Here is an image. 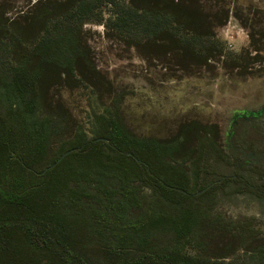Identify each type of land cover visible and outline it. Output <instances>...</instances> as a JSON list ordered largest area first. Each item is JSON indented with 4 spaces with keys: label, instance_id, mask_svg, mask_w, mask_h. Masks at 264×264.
I'll return each mask as SVG.
<instances>
[{
    "label": "trees",
    "instance_id": "1",
    "mask_svg": "<svg viewBox=\"0 0 264 264\" xmlns=\"http://www.w3.org/2000/svg\"><path fill=\"white\" fill-rule=\"evenodd\" d=\"M47 2L19 19L5 17L0 5V243L8 248V234H19L20 242L35 253L32 264H238L202 253L198 235L203 227L220 222L213 212L218 193L226 187L264 196V186L256 183L264 180L263 169L245 158L246 145L251 147L247 130L239 136L235 128L232 153L208 132L186 152L185 132L168 140L140 137L114 108L96 116L91 138L82 134L51 154L55 147L48 127L54 123L41 118L37 108L46 66L74 77L79 61L86 60L78 27L102 3L112 6L108 24L130 42L167 33L179 49L205 60L222 51V42L184 24L189 19L183 12L190 11L184 2L175 4L176 11L119 0ZM191 12L194 18L195 10ZM35 22L39 29L29 40L27 30ZM67 150L71 152L51 168ZM180 152L194 153L193 159L179 161ZM82 202L93 213L90 218L99 220L85 228L89 239L68 222L78 221L76 209ZM97 203L104 209L95 208ZM132 207L142 211L127 217ZM59 212L65 222L50 218L54 214L60 220ZM238 229L239 234L250 230L244 223ZM257 251L259 261L264 259V243Z\"/></svg>",
    "mask_w": 264,
    "mask_h": 264
},
{
    "label": "rangeland",
    "instance_id": "2",
    "mask_svg": "<svg viewBox=\"0 0 264 264\" xmlns=\"http://www.w3.org/2000/svg\"><path fill=\"white\" fill-rule=\"evenodd\" d=\"M47 1L55 0H0V5L5 17L19 19L28 10L44 7L46 4L42 3ZM119 1L139 8L173 11L175 4L184 2L190 9L183 12L189 19L184 24L195 33L215 34L222 42V51L213 52L205 60L203 55L196 57L192 51L179 49L167 33L155 39L130 42L125 34L108 24L112 6L102 3L94 17L78 27L79 39L88 56L79 61L76 75L72 77L62 69L46 66L39 83L38 115L54 123L48 127L55 147L51 154L67 148L70 141L82 134L91 138L97 126L96 116L114 108L127 128L140 137L168 140L183 131L188 136L183 148L188 152L195 149L196 138L208 132L216 144L232 153L236 148L234 131L238 116L256 112L264 101V0ZM51 5L54 4H48ZM39 25L35 22L27 30L29 40ZM253 142H246L251 147L246 145L249 151L245 158L262 168L264 175V149L256 141L253 146ZM70 152L65 151L58 160ZM193 156L191 152H180L176 158L181 161ZM189 165L188 159L186 166ZM256 183L264 186L263 179H257ZM216 198L213 214L220 216V222L203 227L198 235L202 244L199 249L208 257L227 262L264 264V259L259 261L257 251L264 243V196L248 188L234 192L229 186ZM83 204L76 209L80 211L78 221L68 218V222L76 224L89 239L92 235L85 228L99 220L90 218L93 213ZM97 205L95 208L104 209ZM141 211L132 207L127 217L137 216ZM59 215L60 220L54 214L50 218L65 222L61 212ZM243 223L250 230L239 234L238 224ZM106 235L111 236L108 232ZM7 237L10 245L7 248L6 242L0 243V261L34 263L35 253L20 242L19 234L10 233Z\"/></svg>",
    "mask_w": 264,
    "mask_h": 264
},
{
    "label": "flooded vegetation",
    "instance_id": "3",
    "mask_svg": "<svg viewBox=\"0 0 264 264\" xmlns=\"http://www.w3.org/2000/svg\"><path fill=\"white\" fill-rule=\"evenodd\" d=\"M245 130L248 131L247 140H255L264 149V101L256 112L243 113L238 116L239 136H242Z\"/></svg>",
    "mask_w": 264,
    "mask_h": 264
},
{
    "label": "water",
    "instance_id": "4",
    "mask_svg": "<svg viewBox=\"0 0 264 264\" xmlns=\"http://www.w3.org/2000/svg\"><path fill=\"white\" fill-rule=\"evenodd\" d=\"M59 161V160H58ZM57 163V162H56ZM54 165V164H53Z\"/></svg>",
    "mask_w": 264,
    "mask_h": 264
}]
</instances>
